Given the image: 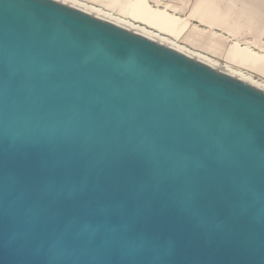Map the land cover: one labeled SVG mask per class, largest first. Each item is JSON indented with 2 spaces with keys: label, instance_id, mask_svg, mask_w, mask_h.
<instances>
[{
  "label": "water",
  "instance_id": "95a60500",
  "mask_svg": "<svg viewBox=\"0 0 264 264\" xmlns=\"http://www.w3.org/2000/svg\"><path fill=\"white\" fill-rule=\"evenodd\" d=\"M0 264H264V89L0 0Z\"/></svg>",
  "mask_w": 264,
  "mask_h": 264
},
{
  "label": "crops",
  "instance_id": "0c3cea01",
  "mask_svg": "<svg viewBox=\"0 0 264 264\" xmlns=\"http://www.w3.org/2000/svg\"><path fill=\"white\" fill-rule=\"evenodd\" d=\"M264 82V0H76Z\"/></svg>",
  "mask_w": 264,
  "mask_h": 264
},
{
  "label": "bare ground",
  "instance_id": "6f19581e",
  "mask_svg": "<svg viewBox=\"0 0 264 264\" xmlns=\"http://www.w3.org/2000/svg\"><path fill=\"white\" fill-rule=\"evenodd\" d=\"M60 1L65 2V3H67V4H70V5H72V6H75V7H77V8H80V9H82V10H84V11H86V12H89V13H91V14H94V15H96V16H99V17L105 18V19H107V20H110V21H112V22H114V23H116V24H119V25H121V26H123V27H125V28H128V29H131V30H133V31H136V32L142 33V34H144V35H146V36H148V37H150V38H152V39H154V40H157V41H159V42H162V43H164V44H167V45H169V46H172V47H174V48H176V49H178V50H180V51H182V52H184V53H187V54H189V55H191V56H194V57L198 58L199 60H202V61H204V62L210 64L211 66H214V67H215V65H214L209 59H207L206 57H204V56H202V55H200V54H194V53H192V52H189V51L183 50L182 48H180L179 46H177L175 43H173V42L167 40L166 38H163V37H161V36H158L157 34H153V32H152V33H151V32H148V31H146L145 29L140 28V27H138V26H136V25H132L130 22L128 23V22H126V21H123V20L117 19V18H115V17H112L110 14H107L106 12L101 11L100 9L93 8V7H91V6H87V5H85V4H82V3H80V2H77L76 0H60ZM216 67H217V66H216ZM221 70H222V69H221ZM223 70H225L226 72H228L229 74H231V75H233V76H236V77H238V78H240V79H242V80H244V81H247V82H249V83L255 85L252 81H250V80L247 79L246 77H242V76H241L239 73H237V72H233V71L228 70V69H226V68H224ZM256 86H258V85H256ZM258 87H260V86H258ZM260 88L264 89V87H260Z\"/></svg>",
  "mask_w": 264,
  "mask_h": 264
},
{
  "label": "rangeland",
  "instance_id": "374dc122",
  "mask_svg": "<svg viewBox=\"0 0 264 264\" xmlns=\"http://www.w3.org/2000/svg\"><path fill=\"white\" fill-rule=\"evenodd\" d=\"M177 46H179L178 44H176ZM180 47V46H179ZM180 48H182V47H180ZM183 50H186V49H184V48H182ZM186 51H188V50H186ZM203 56V55H202ZM204 57H206L207 59H209L214 65H215V67L216 68H218V69H224V68H226V69H228V70H231V71H233V72H237V73H239L242 77H246L247 79H249L250 81H252L255 85H258V86H260V87H264V82L262 81V80H260V79H257V78H255V77H252L250 74H248V73H246V72H241V71H237V70H232V69H230V68H227V67H225L223 64H222V62H220V61H218V60H215V59H213V58H209V57H207V56H204Z\"/></svg>",
  "mask_w": 264,
  "mask_h": 264
}]
</instances>
